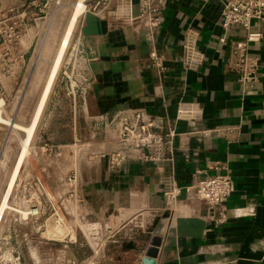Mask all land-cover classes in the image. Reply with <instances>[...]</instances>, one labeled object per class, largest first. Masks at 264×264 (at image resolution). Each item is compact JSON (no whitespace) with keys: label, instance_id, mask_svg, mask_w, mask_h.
Listing matches in <instances>:
<instances>
[{"label":"crops","instance_id":"obj_1","mask_svg":"<svg viewBox=\"0 0 264 264\" xmlns=\"http://www.w3.org/2000/svg\"><path fill=\"white\" fill-rule=\"evenodd\" d=\"M38 2L33 16L58 8ZM220 9L217 0L169 1L151 36L90 12L75 23L76 57L66 73L88 86L72 96L67 80L55 85L46 117L69 102L72 145L64 148H79L77 202L101 223L100 235L111 236L103 264H141L152 237L160 240L152 264H264V38L249 44L255 81L243 89L231 49L246 31H224ZM36 25L29 21L25 40H34ZM258 30L254 23L251 31ZM132 110L154 118L164 136L175 130L169 160L158 167L134 157L111 171L107 154L117 146L110 129ZM216 164L230 171L234 192L210 211L183 188L201 171L214 174ZM167 181L181 189L172 206L163 196Z\"/></svg>","mask_w":264,"mask_h":264},{"label":"rangeland","instance_id":"obj_2","mask_svg":"<svg viewBox=\"0 0 264 264\" xmlns=\"http://www.w3.org/2000/svg\"><path fill=\"white\" fill-rule=\"evenodd\" d=\"M59 2L49 14L37 16L34 40L0 45V98L5 103L1 115L7 119L6 125L0 123V203L25 137L24 132L11 129L8 119L22 127L31 123L76 0ZM74 32L51 90L59 83L66 85ZM6 52L8 57L2 58ZM46 103L8 200L11 207L29 214L5 211L0 223V264H77L106 246L105 238L94 241L91 234L100 232L101 223L84 213L76 197L69 198L73 188L67 179L81 164L78 146L64 148L72 145L69 102L63 99L61 106H53L50 117H46ZM52 206L62 223H57ZM56 228L62 229L60 234Z\"/></svg>","mask_w":264,"mask_h":264},{"label":"built area","instance_id":"obj_3","mask_svg":"<svg viewBox=\"0 0 264 264\" xmlns=\"http://www.w3.org/2000/svg\"><path fill=\"white\" fill-rule=\"evenodd\" d=\"M39 0H0V45H17L15 40H25L29 34V21L37 22V16H33V8L38 7ZM47 1V0H46ZM171 1L179 3L180 0H83L84 12H90L98 18H102L111 23L114 27H130L134 30H145L146 35H153L161 25V12ZM208 3L211 0H199ZM220 4L219 23L224 31L233 26H238L246 31L245 40L232 44L231 55L236 60L234 69L238 73V83L244 89L255 81L253 65L254 61L249 57V44L258 42L264 38V0H217ZM56 0V7L59 6ZM254 23L261 24L262 31H251ZM219 41L224 43L226 36H222ZM73 52V55H72ZM8 57L4 53L2 58ZM76 51L71 50V66L74 65ZM189 68V62L184 65ZM73 68V67H71ZM68 81L69 94L75 96L79 90L88 86L86 78L70 72L64 73ZM1 96V95H0ZM2 100V98H0ZM156 121L154 118L141 110H132L121 114L117 122L110 129L117 146V150L107 154L109 169H117L124 161L138 157L143 161H149L160 167L171 154L172 139L176 136L175 130H170L167 136L156 131ZM209 170L214 174L208 175L201 171L202 178L193 185L183 188L186 197H193L204 202L210 211L222 208L226 200L234 192L231 173L225 165H213ZM70 191L69 198L77 197L78 176L73 172L67 179ZM181 189L175 186L172 181H167L164 186L163 196L168 201L169 206L176 203ZM76 199V198H75ZM53 216L57 223H62L63 219L57 214L52 206ZM138 228L145 227L140 222ZM98 230V229H97ZM94 241L105 238L111 240V236H101L99 232L93 230L91 233ZM105 241V243H106ZM103 246V245H102ZM99 248L93 250V254L77 264H103L101 256L103 253Z\"/></svg>","mask_w":264,"mask_h":264},{"label":"bare ground","instance_id":"obj_4","mask_svg":"<svg viewBox=\"0 0 264 264\" xmlns=\"http://www.w3.org/2000/svg\"><path fill=\"white\" fill-rule=\"evenodd\" d=\"M73 6H74V7H72L73 10H72L70 17L68 19V22H67L66 28L64 30L63 36L61 38L56 56L54 58V61L51 64V67H50V70L48 73V77H47L46 82L44 84V87L42 89V92H41L38 104L36 106L33 118L31 120V123L27 127H22V126L15 124V122L13 123V121H12V123H10V119H8L11 129L24 132L25 137L21 141V148H20L18 155L16 157L17 161L15 160L16 164H15V167L13 169L12 175L10 177V181L8 180L9 183H8L6 189L4 188L5 191H4L1 203H0V223H1V220H2V217L5 213V211L7 209L19 212L23 217H25L29 214L26 211H21L19 208L14 209L13 207H11V204H9L8 200H9L10 194H12L11 192H12L13 186L15 184L16 178L18 176V173L20 172V170H19L21 168L20 165H21L22 161L26 159L25 158L26 154H28L27 152H28V148L30 146V142L33 138V135H34L35 129L37 127L38 121L40 119L41 113H42L43 108L45 106L48 95L51 91L53 82H54L56 75L58 73L60 64L62 62L63 55L67 49L69 39L71 37L75 23L77 22V19L80 16V14H82L84 12L85 5H84L83 0H76V2L73 3ZM4 105H5L4 101L0 100V123L6 125L7 119L6 120L3 119L2 115H1L4 112V109H3ZM16 107H14V108H16ZM19 107H20V105H19ZM32 212L33 211H31V213ZM56 229H57L56 234H60L62 229L61 228L60 229L56 228Z\"/></svg>","mask_w":264,"mask_h":264},{"label":"water","instance_id":"obj_5","mask_svg":"<svg viewBox=\"0 0 264 264\" xmlns=\"http://www.w3.org/2000/svg\"><path fill=\"white\" fill-rule=\"evenodd\" d=\"M159 238L152 237L149 242V246L145 251L144 258L141 264H152L150 261L155 258L157 250L156 247L159 245Z\"/></svg>","mask_w":264,"mask_h":264}]
</instances>
